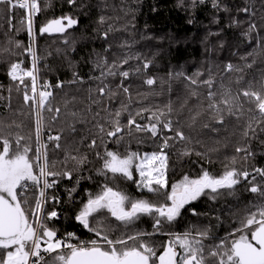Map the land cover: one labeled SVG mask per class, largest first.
<instances>
[{
    "label": "trees",
    "instance_id": "obj_1",
    "mask_svg": "<svg viewBox=\"0 0 264 264\" xmlns=\"http://www.w3.org/2000/svg\"><path fill=\"white\" fill-rule=\"evenodd\" d=\"M40 4L42 10L34 18L35 46L41 57L40 77L42 81H49L53 85L58 80L64 82L63 88L52 89V104L62 109L60 122L53 128L67 129V124L73 122L71 116L65 115L64 105L68 102L67 111L76 112L77 121L83 122L75 123L77 131L74 134L65 131L61 144L74 155L88 157L84 167L74 173L73 180L62 179L55 189L49 190L50 195L59 196L61 201L54 205L59 218L49 222V226L57 230V238H63L68 232L75 233L81 241L96 238L94 233L83 229L74 216L81 203L86 201L88 193H98L103 184L125 193L131 199L148 197L137 190L134 174L133 180L112 177L111 174L105 179L96 174L101 161L95 152L103 153L104 147L122 156L130 152L151 153L159 150L164 136H173L176 129L183 131L188 139L169 141L173 146L165 150L169 156V185L179 181L185 174L195 178L204 169L213 175L222 174L226 165L249 172L254 168H264V131H261L264 123L259 127L255 124L260 119L259 115L248 112L249 106L245 105L242 114L229 115L225 111L223 124L217 123L212 118L214 114L204 111L207 104L204 97L209 91L208 87L203 84L191 85L186 79L192 77L199 82L211 77L214 80L222 60L228 59L238 50L242 53L239 68H243V72L222 78L217 93L226 88H231L235 93L239 88L247 86L249 81L257 84L264 80V0H220L219 10L212 7V0H204L203 3H193V0H76L75 4H69L68 0H41ZM245 7L249 9L248 13L240 11ZM23 15L20 10L5 13L4 6H0V127L5 131H20L28 135L34 126L32 110L30 106L24 105L21 93L15 90L14 83L7 76L8 65L12 61L23 60L26 67L31 64V58L26 54L12 55L23 51V48H15L16 41L22 42L24 47L30 43L26 27L20 23ZM64 15H71L79 23L64 34H39L40 26L50 19ZM101 17L104 18L103 24L99 23ZM250 24H255L256 29L249 33ZM105 31H109L107 40L103 38ZM65 39L69 41L68 44L64 43ZM129 56L133 59L121 69L129 71V77H109L105 81L114 91H119L117 85L122 81L128 87L129 94L119 91L111 100L100 97L96 91L100 81L93 78L100 73L95 70L94 61L106 57L109 63H119ZM136 56L140 59H135ZM145 60L151 61L147 70L142 69ZM213 61L216 63L213 64ZM247 64L252 66L246 67ZM175 67L180 71H175ZM137 68L142 70L136 72ZM74 72L82 78V83H68L73 79ZM181 72L184 75H176ZM197 73L203 75L197 76ZM239 76H243L244 80L238 85L235 81ZM149 77L156 80L152 86L145 83ZM213 86L211 90L216 92ZM9 88L12 89L11 92ZM193 91L197 96L191 95ZM122 104L127 105V111L122 112L120 117L122 127L127 124L129 114L135 116L137 123L144 125L149 123L148 117L152 112L163 111L166 115L161 119H170L173 131L161 128L159 135L154 138L148 132H136L134 128L130 131L125 127L121 134L123 139L118 143L115 138L105 137L104 147L89 149L88 144L92 138H97L99 144L96 122L104 124L106 129L110 127L107 123L110 117L104 109L115 112ZM169 105L171 113L168 112ZM144 109L147 111L136 116L138 111ZM196 112H201L202 115L193 122L191 117ZM44 115L47 122L50 114L45 112ZM13 122L21 124L22 128L16 129ZM249 122H253L256 133H250L245 138L243 133ZM8 125L13 127L8 129ZM238 147L248 148L252 155L245 160L244 152H236ZM49 149L50 160L57 162V169L62 168L65 151L53 152L51 145ZM185 149L191 150V155H181ZM196 153L203 155L198 156ZM68 167H73V162L69 161ZM81 176L84 179L77 186L76 178ZM73 187H76V191L70 197L69 190ZM247 187L248 183L242 181L236 186L234 195L224 191L215 200L207 196L201 197L193 205L186 206L182 216L175 222L165 223L161 232L183 233L186 226L200 222L211 229V237L223 236L238 211L241 212L244 208L252 210L251 205L260 202V197L248 192ZM157 199L160 203L164 202L160 196ZM46 207L51 211L53 205L50 203ZM193 208L199 215H193ZM98 219L103 221L104 228L113 230L110 233L113 238L136 231H153V220L147 216H141L127 227L106 214ZM93 226H96L95 221ZM146 239L159 246L169 237L157 234ZM72 242L76 243L75 240Z\"/></svg>",
    "mask_w": 264,
    "mask_h": 264
},
{
    "label": "snow or ice",
    "instance_id": "obj_2",
    "mask_svg": "<svg viewBox=\"0 0 264 264\" xmlns=\"http://www.w3.org/2000/svg\"><path fill=\"white\" fill-rule=\"evenodd\" d=\"M204 0H193V3H203ZM69 4H75L76 0H68ZM0 6H4L5 13H15L20 10L24 13L20 23L26 27L30 38L28 46L24 47L22 42L16 41L15 48H23L21 53L12 55H27L31 58L30 66H24L23 60L12 61L8 65L7 76L15 85V90L21 93L24 105L30 106L31 114L34 116V126L28 135L20 131L13 133L5 131L0 127V264H264V185L256 182L257 176L264 181V168L238 170L235 167L225 166L222 174L213 175L208 170H202L201 174L193 178L185 174L183 177L169 185L168 170L169 156L166 149L172 147L169 141H185L188 137L184 132L176 129L173 136H164L158 151L144 153L130 152L121 155L116 151L107 150L105 137L115 138V142L123 139L121 135L125 127L130 131L134 128L136 132H148L152 137H157L160 129L168 132L173 131L170 119L162 120L165 112H152L148 117L149 123L141 125L137 123L135 116L129 114L127 124L121 126L120 117L122 112L127 111V105L122 104L115 112H108L110 125L95 124L97 138H92L88 144L89 149L104 147L103 153L96 151L95 155L101 161V167L96 174L109 178L120 176L127 180H133V170L139 174V180L134 181L141 191L147 190L163 198L162 203H153L148 199H131L125 193L114 189L108 184H103L98 193H88L86 201L82 202L74 219L83 229L94 233L95 239L81 241L73 232H68L63 238H57V230L49 226V222L59 218V213L54 205L59 204L60 197L50 195L62 179L69 181L74 179V173L82 169L88 162L87 155H74L63 147L61 141L65 138V131L74 134L78 114L68 112V102L65 103V115L71 116L73 122L67 124V129L61 127L54 130L53 126L60 122L62 109L52 104L53 88H63L64 82L57 81L54 85L49 81H42L40 77V60L35 46L36 33L34 31V18L41 12L40 0H0ZM212 7L220 9V0H212ZM223 10L227 11V8ZM240 11L248 13L247 7ZM11 23V21H10ZM79 23L78 19L71 15L48 20L39 27V34H64ZM99 23H104L101 17ZM233 23H239L233 21ZM256 29L255 24L249 25V33ZM111 31V29H109ZM109 31L103 33V38L108 39ZM247 35V33H245ZM68 44L67 39L64 40ZM110 47V46H109ZM10 51V49H5ZM108 51V49H105ZM251 55V54H249ZM139 60L140 57L136 56ZM133 57H125L119 63H109L106 57H100L94 61L95 70L99 76L93 77L100 81L96 89L100 97L109 100L115 98L119 91L129 94L128 87L121 81L117 85L119 91H114L105 83L109 78L117 76L127 79L129 71L121 70ZM241 59H246L241 57ZM151 66V61L145 60L143 70ZM251 67V64L245 65ZM141 68L135 71L140 72ZM225 72H243L239 68L228 63ZM170 75H172L170 73ZM182 76L184 73H176ZM197 76L203 73H197ZM191 85L203 84L209 89L206 95L207 104L204 111L212 113L213 119L220 124L224 122L223 113L229 115L242 114L245 105L247 111L257 113L259 120L255 121L256 127L264 123V80L257 84L249 81L247 86L239 88L235 93L231 88L222 92H213L212 86L215 81L210 77L199 81L192 77H186ZM243 76H239L235 83L241 84ZM82 78L73 73L70 84L82 83ZM145 83L152 86L156 83L155 78H147ZM223 87V86H222ZM12 89L9 88V92ZM91 91V90H90ZM192 96H197L193 91ZM129 99H131L129 95ZM99 103V101H94ZM171 113V106H167ZM146 109L140 110L136 116H141ZM50 114L47 122L44 113ZM202 115L196 112L191 117L192 121ZM99 116V113H96ZM16 129H21V124L13 122ZM13 125L6 126L11 129ZM208 127V125H204ZM256 127L249 122L243 136L255 135ZM264 131V128H261ZM49 145L51 151L64 150L65 158L61 162L62 168L57 169V162L49 158ZM79 152V149L75 150ZM236 152H244L247 160L252 155L248 148L238 147ZM181 155H191V150L185 149ZM196 155H203L196 153ZM69 161L73 167L69 168ZM232 163H235L233 158ZM255 173V175H253ZM251 178V179H250ZM84 177L76 178L78 186ZM91 179V177H87ZM242 181L248 183L246 190L257 194L260 202L251 205V209L236 221V226L229 231L218 242L206 244L211 238V229H189L183 233H162V226L171 224L182 216L186 206L191 205L203 196L212 200L217 199L224 191L234 195V190ZM76 191V187L69 190V196ZM52 204V210H47V205ZM193 215H199L196 210L191 209ZM110 216L125 227L134 224L141 216L151 217L153 220V231H136L132 234H121L113 238L111 228H104L103 221L98 219L102 215ZM219 220V217H217ZM95 221L96 226H93ZM167 235L169 239L159 246L150 242L154 235ZM76 241L73 243L72 241Z\"/></svg>",
    "mask_w": 264,
    "mask_h": 264
},
{
    "label": "rangeland",
    "instance_id": "obj_3",
    "mask_svg": "<svg viewBox=\"0 0 264 264\" xmlns=\"http://www.w3.org/2000/svg\"><path fill=\"white\" fill-rule=\"evenodd\" d=\"M70 31V30H69ZM54 34H58V33H54ZM43 35H45V34H43ZM42 35V36H43ZM65 36V35H64ZM65 38H66V36H65ZM247 38H249V37H247ZM240 55H242V53H239V51L238 50H235L233 53H232V55H231V57H229L228 59L226 58V59H224V60H222V62L220 63V65L217 67V66H213V67H217L219 70L217 71V75H216V77H215V79H214V81H215V83L213 84V85H215V86H213V88H215L216 89V92L218 91V89H219V87H220V83H219V81L222 79V78H224L225 76H232V75H234V74H237L238 72H235V71H233V72H225L224 71V69H225V66L228 64V63H231V64H233V65H235V66H237V67H239V65H240V62H239V58H240ZM213 64H215L216 62H212ZM180 68V67H179ZM175 71H177V72H179L180 70L178 69L177 70V67H175ZM234 73V74H233ZM204 98H206V96L204 97ZM206 102H207V100H206ZM243 117H244V115H242ZM241 117V116H240ZM239 117V118H240ZM141 155H143V154H141ZM133 174L136 176V181H138L139 180V174L135 171V170H133ZM254 175H255V173H254ZM251 179V178H250ZM256 182H258V183H261L262 185H264V183L260 180V177L259 176H257V181ZM139 192H142L143 194H146L148 197L146 198V199H153L151 202H153V203H157V204H159L160 202L158 201V199H157V197H158V195H155V194H153V193H149V192H147V190H143V191H141V190H139V189H137ZM204 197V196H203ZM206 197V196H205ZM196 202V201H195ZM195 202H193V203H195ZM193 203H192V205H193ZM188 211H189V209H188ZM247 210H246V208H244V210H242L241 212L240 211H238V213L235 215V216H233V218H232V223L230 224V226H229V229L227 230V232L223 235V236H220V237H217V238H214V237H211L209 240H207L205 243L206 244H213V243H215V242H218V240L220 239V238H222V237H224L229 231H231L236 225H234V224H236L235 222L236 221H238L240 218H242L244 215H246L247 214ZM196 228H198V229H204V228H207V226H205V224H202V223H200V222H198V223H193L192 225H188V226H186V228H185V230H184V232L186 231V230H189V229H196ZM212 238H214V239H212Z\"/></svg>",
    "mask_w": 264,
    "mask_h": 264
},
{
    "label": "built area",
    "instance_id": "obj_4",
    "mask_svg": "<svg viewBox=\"0 0 264 264\" xmlns=\"http://www.w3.org/2000/svg\"><path fill=\"white\" fill-rule=\"evenodd\" d=\"M41 1V0H40Z\"/></svg>",
    "mask_w": 264,
    "mask_h": 264
}]
</instances>
